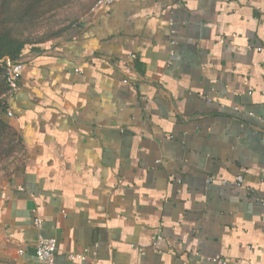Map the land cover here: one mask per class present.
<instances>
[{"label":"crops","instance_id":"1","mask_svg":"<svg viewBox=\"0 0 264 264\" xmlns=\"http://www.w3.org/2000/svg\"><path fill=\"white\" fill-rule=\"evenodd\" d=\"M12 65L0 264H264V0H115Z\"/></svg>","mask_w":264,"mask_h":264},{"label":"rangeland","instance_id":"2","mask_svg":"<svg viewBox=\"0 0 264 264\" xmlns=\"http://www.w3.org/2000/svg\"><path fill=\"white\" fill-rule=\"evenodd\" d=\"M96 0H54L55 7L39 16L32 27L15 24L12 35L29 48L48 42L59 43L74 26L79 25L94 9ZM6 64L10 65L7 61ZM2 63H0V69ZM15 70V69H14ZM17 72V71H16ZM17 88V87H16ZM14 91L7 87L6 70H0V197L11 176L18 172L26 157V148L17 129L8 121Z\"/></svg>","mask_w":264,"mask_h":264},{"label":"trees","instance_id":"3","mask_svg":"<svg viewBox=\"0 0 264 264\" xmlns=\"http://www.w3.org/2000/svg\"><path fill=\"white\" fill-rule=\"evenodd\" d=\"M53 3L54 0H0V63L1 69L6 70V76L9 70L14 69L12 63L23 48L10 29L15 24L22 28L32 27L39 16L55 7ZM7 61L10 65L6 64Z\"/></svg>","mask_w":264,"mask_h":264},{"label":"built area","instance_id":"4","mask_svg":"<svg viewBox=\"0 0 264 264\" xmlns=\"http://www.w3.org/2000/svg\"><path fill=\"white\" fill-rule=\"evenodd\" d=\"M115 0H96L94 8H102L110 6ZM18 74L16 70H9L7 73V87L10 91H15L17 87ZM22 190V189H21ZM33 224L36 228H40L42 220L34 218ZM56 243L51 237H46L43 234H38L36 243V261L42 264L55 263Z\"/></svg>","mask_w":264,"mask_h":264}]
</instances>
